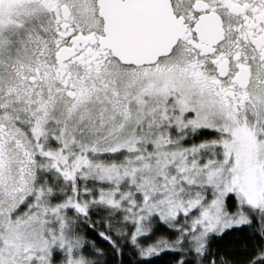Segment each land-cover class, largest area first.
<instances>
[{"label":"snow or ice","instance_id":"1","mask_svg":"<svg viewBox=\"0 0 264 264\" xmlns=\"http://www.w3.org/2000/svg\"><path fill=\"white\" fill-rule=\"evenodd\" d=\"M0 264H264V0H0Z\"/></svg>","mask_w":264,"mask_h":264}]
</instances>
